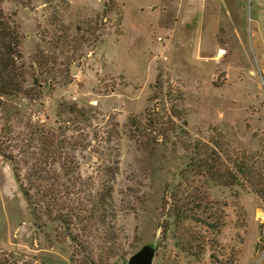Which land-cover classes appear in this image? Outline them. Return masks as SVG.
<instances>
[{
    "label": "rangeland",
    "instance_id": "obj_1",
    "mask_svg": "<svg viewBox=\"0 0 264 264\" xmlns=\"http://www.w3.org/2000/svg\"><path fill=\"white\" fill-rule=\"evenodd\" d=\"M1 4L20 26L32 90L0 108V252L16 264H105L99 229L63 220L38 193L50 179L28 176L46 144V178L113 186L128 255L108 264L145 244L153 264H264V205L249 183L185 172L196 143L264 170V0Z\"/></svg>",
    "mask_w": 264,
    "mask_h": 264
},
{
    "label": "trees",
    "instance_id": "obj_2",
    "mask_svg": "<svg viewBox=\"0 0 264 264\" xmlns=\"http://www.w3.org/2000/svg\"><path fill=\"white\" fill-rule=\"evenodd\" d=\"M1 3L2 0H0V108L3 107L2 103L5 97L18 95L29 97L32 90L31 87L27 86L29 71L21 51L22 32L20 26L13 16L14 13L7 12ZM175 116L178 117L177 114ZM45 145L41 148V157L36 161L38 174L28 175L30 178L38 180H40V177L50 179L44 180L43 184L38 183L37 186L40 187L38 193L44 197H49L52 200L50 202H53L54 205H58L60 208L64 207L63 220H66L68 216L80 219L84 226L81 227L77 221V227L82 228L80 231L85 235H89L91 231L99 229V243L95 245V251L100 262L108 264L110 259L126 257L128 253L124 249L122 239L126 235L122 228L116 225L118 206L115 198H112L113 186L105 182L102 184V190L88 192L89 182L87 179L82 180L80 186H78L75 181L67 184L64 183V179L59 180V177L46 178V176H43L44 174L40 173L47 165L52 148L45 150ZM0 153L8 157L1 146ZM56 156L60 160L64 158L63 152H56ZM67 160L69 159H64L61 164V168H64V174L70 176L73 173L74 179L78 180L81 176L77 172V167L72 165L74 162H66ZM229 163L227 164L223 160L221 150H216L210 144L196 143L192 150L191 161L185 172H193L194 175L209 174L211 178L225 185H234L241 180L247 181L264 205V170H257L254 166L250 168L241 159L240 161H230ZM117 169V166H109L108 172L113 173L115 176L118 172ZM14 172L16 177L19 178V168L16 167V164ZM31 183L33 185V181ZM22 189L31 205L33 199L31 189L25 188L24 185ZM82 193L83 196H81ZM76 202L77 204L72 205ZM196 202V208H199L200 206L197 205L198 201ZM69 224H74L73 218H70ZM87 227L91 230L86 231ZM74 239H77V236H74ZM97 251L100 252L98 253ZM7 255L6 252H0V264H16L15 261H10Z\"/></svg>",
    "mask_w": 264,
    "mask_h": 264
},
{
    "label": "water",
    "instance_id": "obj_3",
    "mask_svg": "<svg viewBox=\"0 0 264 264\" xmlns=\"http://www.w3.org/2000/svg\"><path fill=\"white\" fill-rule=\"evenodd\" d=\"M155 253L154 246L145 244L138 251L130 255L127 264H153Z\"/></svg>",
    "mask_w": 264,
    "mask_h": 264
},
{
    "label": "built area",
    "instance_id": "obj_4",
    "mask_svg": "<svg viewBox=\"0 0 264 264\" xmlns=\"http://www.w3.org/2000/svg\"><path fill=\"white\" fill-rule=\"evenodd\" d=\"M219 52H220L221 54H224V53L227 52V49H225V48H220V49H219Z\"/></svg>",
    "mask_w": 264,
    "mask_h": 264
},
{
    "label": "bare ground",
    "instance_id": "obj_5",
    "mask_svg": "<svg viewBox=\"0 0 264 264\" xmlns=\"http://www.w3.org/2000/svg\"><path fill=\"white\" fill-rule=\"evenodd\" d=\"M260 214L264 218V212L260 211Z\"/></svg>",
    "mask_w": 264,
    "mask_h": 264
},
{
    "label": "crops",
    "instance_id": "obj_6",
    "mask_svg": "<svg viewBox=\"0 0 264 264\" xmlns=\"http://www.w3.org/2000/svg\"><path fill=\"white\" fill-rule=\"evenodd\" d=\"M220 54L217 55V57L219 56Z\"/></svg>",
    "mask_w": 264,
    "mask_h": 264
}]
</instances>
